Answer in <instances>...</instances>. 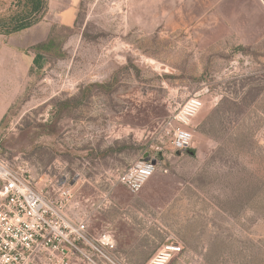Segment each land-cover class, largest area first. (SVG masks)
Instances as JSON below:
<instances>
[{
  "label": "rangeland",
  "instance_id": "1",
  "mask_svg": "<svg viewBox=\"0 0 264 264\" xmlns=\"http://www.w3.org/2000/svg\"><path fill=\"white\" fill-rule=\"evenodd\" d=\"M0 42V158L55 200L70 189V226L104 228L91 202L129 193L119 174L149 158L138 223L180 246L168 264H264V0H49ZM193 97L192 145L174 151L162 126ZM80 248L109 264L79 242L28 264H92Z\"/></svg>",
  "mask_w": 264,
  "mask_h": 264
},
{
  "label": "built area",
  "instance_id": "2",
  "mask_svg": "<svg viewBox=\"0 0 264 264\" xmlns=\"http://www.w3.org/2000/svg\"><path fill=\"white\" fill-rule=\"evenodd\" d=\"M202 108V101L190 98L181 104L164 122L163 134L172 150L183 152L193 142L192 120ZM158 162L141 159L119 174L118 183L131 194H137L154 174ZM72 191L62 186L58 200L36 191L29 178L14 171L0 158V264H28L37 255L55 248L58 242L74 247L79 242L93 257L113 264L103 250L108 242L92 240L85 223L70 226L67 208ZM71 237V240H70ZM181 248L174 243L163 244L147 264H168ZM78 253L93 264L82 249Z\"/></svg>",
  "mask_w": 264,
  "mask_h": 264
},
{
  "label": "crops",
  "instance_id": "3",
  "mask_svg": "<svg viewBox=\"0 0 264 264\" xmlns=\"http://www.w3.org/2000/svg\"><path fill=\"white\" fill-rule=\"evenodd\" d=\"M8 54V50L0 42V123L11 105V102L6 103L3 99L2 74L4 66H8L10 63ZM150 200H152L151 195L148 193L141 192L130 195L123 189L116 188L105 196V199L102 196L100 200L97 198L96 202H91L94 208L92 220L94 222L95 220L101 221L105 224L104 228L89 230L84 218L77 217L75 220H81L85 223L86 233L92 240L101 241L104 238V241L108 242L103 250L113 264H147L163 245L161 234L157 236L155 229L138 223L140 204ZM127 213L130 214V217L124 216ZM120 220H127L130 223L118 224Z\"/></svg>",
  "mask_w": 264,
  "mask_h": 264
},
{
  "label": "trees",
  "instance_id": "4",
  "mask_svg": "<svg viewBox=\"0 0 264 264\" xmlns=\"http://www.w3.org/2000/svg\"><path fill=\"white\" fill-rule=\"evenodd\" d=\"M49 0H15L16 8L10 16L0 18V35L8 36L38 24L48 9ZM40 54H36L37 64Z\"/></svg>",
  "mask_w": 264,
  "mask_h": 264
}]
</instances>
